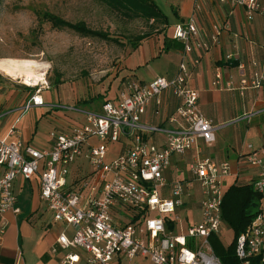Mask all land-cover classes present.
<instances>
[{"label":"built area","instance_id":"1","mask_svg":"<svg viewBox=\"0 0 264 264\" xmlns=\"http://www.w3.org/2000/svg\"><path fill=\"white\" fill-rule=\"evenodd\" d=\"M202 1L206 0H195L197 10ZM217 1L232 10L243 9L248 22L257 15L264 17L262 0ZM222 31L223 27L213 25L210 41L217 43ZM172 39L183 46L172 77L158 76L149 83L129 80L115 100L102 104L100 112H87L84 124L69 133L51 132L50 149L0 137V237L8 228L6 215L21 212L14 182L38 175L41 200L56 221L73 229V237L59 235L57 245L64 250L81 249L84 264H110L120 254L129 260L145 257L151 264H222L210 239L219 233L223 221L224 182L232 174L231 167L203 156L204 148L216 142L217 128L199 109L198 93L188 87L193 69L201 62L199 56L189 57L195 49L206 53L211 46L199 39L194 18L176 24ZM244 69L240 64V70ZM220 79L217 74L213 84L219 85ZM263 83L260 70L243 76L241 95ZM166 93L172 104L162 123L145 125L142 119L152 103L155 116H161ZM43 105V99L34 96L20 109L21 116ZM19 120L9 131L11 137L18 134ZM94 139L99 144H93ZM113 143H122V152L106 163ZM249 150L245 161L258 170L253 183L263 206L247 232L238 236L235 254L238 264H264V149L250 145ZM191 151L195 156L187 176L167 177L172 159ZM84 155L97 176L71 181V167ZM195 210L199 220L186 218V223L179 214L184 211L191 217ZM80 262L81 256L69 251L61 263Z\"/></svg>","mask_w":264,"mask_h":264},{"label":"crops","instance_id":"2","mask_svg":"<svg viewBox=\"0 0 264 264\" xmlns=\"http://www.w3.org/2000/svg\"><path fill=\"white\" fill-rule=\"evenodd\" d=\"M174 10L177 16H173V22H169L164 32L143 40L136 50L122 59L123 67L125 65L124 68L130 69L132 76L127 75L120 80L117 92H109L104 97L100 95L96 98H101L102 104L107 100H115L122 85L131 79L137 78L140 82L149 83L158 76L172 77L177 71L183 51L182 44L172 39L173 27L180 22L194 18L199 31V39L209 42L211 47L206 53L195 49L189 57L190 59L199 56L201 62L193 69L188 87L198 93L199 109L207 119L212 121L217 130L221 127L226 129L232 127L234 130L233 139L227 142L220 141L216 130V142L211 147L204 148L203 156L210 157L219 163H229L232 174L225 179L224 192L235 183H253L258 170L246 163L245 155L249 153L250 145L254 149H264V83L259 89H248L241 95L240 81L243 76L250 77L255 70L264 73V17L257 15L248 22L243 9L232 10L218 3L217 0L202 1L199 10L195 8V0H173V15ZM168 19L170 21L169 17ZM213 25L223 27L217 43L210 41ZM3 59L7 58L0 57V62ZM125 62H128V65ZM153 62H157V73L149 72L139 75L142 67L154 65ZM254 62L256 66L253 65ZM240 64L245 66L243 71L240 70ZM217 74H220L221 79L220 84L215 86L213 83ZM0 75L2 77L0 79V137H7L9 140L19 138L24 144L34 149H50L52 145L50 133L48 137L42 139L40 129L46 119L59 122L57 114L53 116V110L59 105L47 102L42 96L43 92L48 89L41 88L42 91L39 94L31 93L30 87L29 90L28 87L27 89L18 87L14 83L16 80L1 70ZM34 96L42 98L44 105L33 106L21 116L20 109ZM94 98L84 102H92ZM163 98L164 106L161 116H155V105L152 103L142 119L145 125L162 123L172 104V97L169 93H166ZM102 104L99 111L89 112H100ZM43 107L48 110H42ZM18 119H20L17 124L18 134L11 137L9 131ZM84 120L75 127L84 124ZM249 127H256V132L253 134L254 143H248L245 140L251 134L248 131ZM95 140L97 139H94L92 143L96 145ZM97 142L99 144L98 140ZM194 156L195 151H191L184 157H174L167 177L173 180L180 178V165H189ZM83 159H87L85 155L71 167V181L76 180L77 176L91 180L97 176L94 170L90 169L84 176H81L83 169L80 161ZM2 172L3 168L0 166V173ZM186 176L187 173L184 178ZM14 191L18 196V206L21 212L17 215L12 213L6 215L8 228L6 233L0 237V264H16L17 262L20 264H62V259L69 251L79 254L80 264H84L85 254L81 249L64 250L57 245L56 240L59 235L65 234L71 239L73 229L63 222L56 221L45 202L41 200L39 176L36 175L29 180L18 178L14 182ZM195 213L199 215L197 210L194 211V215ZM140 259H146L151 263L145 257L140 256L129 260L120 254L114 256L110 264H133V261Z\"/></svg>","mask_w":264,"mask_h":264},{"label":"rangeland","instance_id":"3","mask_svg":"<svg viewBox=\"0 0 264 264\" xmlns=\"http://www.w3.org/2000/svg\"><path fill=\"white\" fill-rule=\"evenodd\" d=\"M154 2L172 23L173 0ZM29 6L32 8L29 9ZM45 11L72 23L83 21L89 28L106 33L120 43L82 37L69 30L53 28L50 23L40 19L39 14ZM142 32H151L143 21H126L96 0H0V57L7 58L3 60L10 59L20 66L26 63L37 64L40 67L37 71L44 74V80L37 86H28L21 80L14 81L15 85L25 89L30 87L31 93L49 87L42 96L47 102L59 105L53 110V116L57 114L59 122L46 119L40 129L42 139L48 137L51 132H70L73 127L82 123L84 118L86 119L85 113L100 108L102 99L96 98L97 96L104 97L109 92L118 91L120 80L124 76H132V71L124 68L125 65L123 67L122 64V59L132 52L127 38ZM156 34L158 33L153 32V35ZM153 63L154 65L142 67L139 75L157 73V62ZM125 64L128 65V62ZM135 80L139 81L137 78ZM93 97L94 101L84 103ZM41 109L48 110L46 107ZM255 128H248L251 134L245 139L246 142L254 143ZM233 131L232 127L218 128L220 141L232 140ZM95 142L98 144L97 140ZM122 146V143L109 144L105 162H110L111 158L119 154ZM80 162L83 169L81 176L89 169H94L86 159ZM187 169L188 165H180V178H184ZM80 178L82 177L77 176L76 180ZM179 214L186 223V218L199 220L197 213L195 215L193 213L191 217L184 211ZM214 236L225 248L233 243L235 237L232 228L224 220L219 233ZM132 263L151 264L146 259Z\"/></svg>","mask_w":264,"mask_h":264},{"label":"trees","instance_id":"4","mask_svg":"<svg viewBox=\"0 0 264 264\" xmlns=\"http://www.w3.org/2000/svg\"><path fill=\"white\" fill-rule=\"evenodd\" d=\"M104 5L110 12L126 21H143L151 32H142L127 38L132 51L136 50L140 43L153 36V32L162 33L169 25L168 17L157 6L154 0H96ZM29 9L32 7L29 6ZM40 15L42 21L48 22L53 28L69 30L82 37L98 38L110 42L120 43L116 38L110 37L101 31L93 30L83 21L72 23L50 12ZM174 16L177 12L174 10ZM160 27H162L160 29ZM0 75V79H1ZM29 89V87H28ZM93 100V98L91 99ZM85 103V102H84ZM263 206V200L254 189V183H235L224 192L222 203V220L227 222L234 232V241L229 247H223L216 236L211 237V245L215 255L222 264H238L235 254L236 240L239 235L247 232L253 218Z\"/></svg>","mask_w":264,"mask_h":264},{"label":"bare ground","instance_id":"5","mask_svg":"<svg viewBox=\"0 0 264 264\" xmlns=\"http://www.w3.org/2000/svg\"><path fill=\"white\" fill-rule=\"evenodd\" d=\"M39 65L34 63H26L23 66L18 65L10 60H2L0 62V70L15 80H21L29 86H37L43 79L44 74L38 72Z\"/></svg>","mask_w":264,"mask_h":264}]
</instances>
